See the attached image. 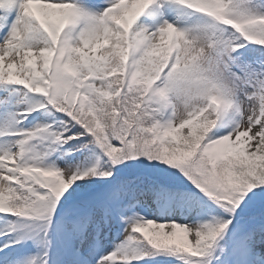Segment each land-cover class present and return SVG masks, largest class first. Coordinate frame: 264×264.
<instances>
[{
    "label": "snow or ice",
    "instance_id": "snow-or-ice-1",
    "mask_svg": "<svg viewBox=\"0 0 264 264\" xmlns=\"http://www.w3.org/2000/svg\"><path fill=\"white\" fill-rule=\"evenodd\" d=\"M0 264H264V0H0Z\"/></svg>",
    "mask_w": 264,
    "mask_h": 264
}]
</instances>
